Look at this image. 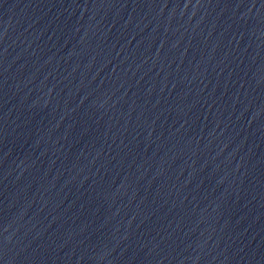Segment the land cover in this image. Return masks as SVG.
Returning <instances> with one entry per match:
<instances>
[{
	"label": "water",
	"instance_id": "95a60500",
	"mask_svg": "<svg viewBox=\"0 0 264 264\" xmlns=\"http://www.w3.org/2000/svg\"><path fill=\"white\" fill-rule=\"evenodd\" d=\"M264 246V0H17Z\"/></svg>",
	"mask_w": 264,
	"mask_h": 264
}]
</instances>
